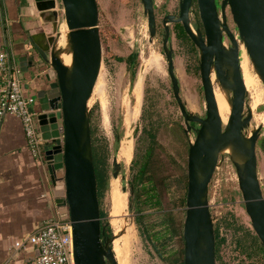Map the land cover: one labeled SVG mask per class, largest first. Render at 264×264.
<instances>
[{"label":"water","instance_id":"1","mask_svg":"<svg viewBox=\"0 0 264 264\" xmlns=\"http://www.w3.org/2000/svg\"><path fill=\"white\" fill-rule=\"evenodd\" d=\"M59 1L62 20L68 27L71 66L64 64L56 48H53L54 35L48 38V45H42L37 37V56H22L19 65L22 72H28L34 66L40 69L43 63H49L52 68L41 75L44 85L36 86L41 111L38 120L43 138L47 141L46 162L57 210L63 219H70L72 223L74 262L118 264L112 247L113 238L104 235V217L92 148L90 104L104 57L99 5L97 0ZM141 1L148 15L150 34L154 37L157 25L154 1ZM193 1L180 0L179 16L164 18L163 49L174 96L184 117L186 134L192 131V123L199 124L195 140L189 142L187 209L183 228L184 264H217L209 185L219 155L229 145L244 158L243 163L234 160L239 187L252 227L264 247V194L257 171L260 128L250 136L245 134L252 120V110L248 108L246 112L247 89L240 65V45L226 17L228 6L247 53L264 81V0H223L221 13L217 0H195L204 34L200 29L196 32L191 25ZM56 6L57 0H48L47 9ZM51 12L55 19L54 32H57L58 11ZM168 22L181 24L184 34L201 52L199 66L206 117L190 113L180 95L173 51L168 47L171 33ZM226 37L231 42L230 46L225 42ZM213 71L217 81L232 91L231 116L225 131L222 130L215 98ZM118 160L119 157L115 156L112 161L114 179L119 178L122 168ZM122 190L127 191V187ZM36 255H39V249Z\"/></svg>","mask_w":264,"mask_h":264},{"label":"rangeland","instance_id":"2","mask_svg":"<svg viewBox=\"0 0 264 264\" xmlns=\"http://www.w3.org/2000/svg\"><path fill=\"white\" fill-rule=\"evenodd\" d=\"M97 1L101 28L105 32L102 35L104 57L90 106L97 108L95 117L98 135L107 142L109 149L107 154L109 175L104 193L100 197V206L104 213L102 222L111 227L113 239L116 235L112 247L119 264H167L156 253L137 223L138 211H136V199L132 192V179L137 170V164H133L134 159L137 160L144 154L150 144V134L154 133L157 141L162 144L161 152L158 151L161 156L164 157L168 152L183 164L186 163L188 168L189 145L187 147V142L189 144L190 141L195 140L199 129V124L192 123V131L189 134L185 132L184 117L174 96L168 73V60L163 49L164 18L168 15L179 16L180 0H153L157 23L154 37L150 34L148 15L141 0ZM222 1L217 0L220 13ZM195 2L193 1L190 13V22L194 30L200 25ZM226 17L240 45L243 72L245 71L248 75L247 85L254 86L250 91L247 89L249 92L247 91L246 112L248 108L252 110V120L245 134L250 136L260 128L257 141V171L264 194V81L247 53L228 6ZM168 25L171 30L168 47L173 51L175 73L181 86L180 95L190 113L206 117V102L199 66L201 52L187 35L180 32L181 24L168 22ZM115 31L119 33L117 38H114ZM60 38L59 29L53 44L56 50ZM225 42L228 46L231 45L227 37ZM132 55L136 56L134 67L126 61ZM47 66L49 71L52 70L49 63ZM256 74L258 78L254 80L253 77ZM141 76L144 78L143 93L141 100H137L135 86ZM213 79L216 87L219 88L215 75ZM231 94L232 91L228 93L227 98L230 100L232 110ZM255 99H258L257 105L254 102ZM132 106L138 109L134 120L127 117L128 109ZM227 127L223 121L224 130ZM118 136H120L119 139ZM130 136L133 140V155L132 159L127 158L128 163H125L122 161L121 147L127 140L124 137ZM230 148V154L223 151L220 153L218 165L209 185V204L215 234L218 229L220 233L218 239L222 241L223 257L218 260L216 254V262L217 264H264V251L261 250L263 245L252 227L239 187L233 158L237 152L232 145ZM115 156L119 157L118 161L122 165L119 185L122 188L127 187L125 192L128 199L125 212L119 215L112 213L110 199L114 183L112 161ZM241 157L242 162L237 157L235 159L243 163L244 158L242 155ZM171 184L172 188L170 195L168 192V197L179 204L185 189L181 187L177 176H174ZM178 209L182 215L184 214L185 220L186 205L179 206ZM156 219H159L158 215Z\"/></svg>","mask_w":264,"mask_h":264},{"label":"crops","instance_id":"3","mask_svg":"<svg viewBox=\"0 0 264 264\" xmlns=\"http://www.w3.org/2000/svg\"><path fill=\"white\" fill-rule=\"evenodd\" d=\"M47 3L48 0H0V50H8L18 65L22 56H37V37L42 45H48V38L56 36L61 29L60 1L57 0L55 8L47 9ZM54 10L58 11L57 32L51 15ZM44 72H49L44 63L40 69L34 66L22 72L27 95H36V86L44 85L45 80L41 78ZM0 132V264H4L10 259L14 242L32 233L42 220L58 210L46 158L32 155L20 120L7 116ZM124 158L127 159L125 155ZM33 250L27 246L14 260L24 262Z\"/></svg>","mask_w":264,"mask_h":264},{"label":"trees","instance_id":"4","mask_svg":"<svg viewBox=\"0 0 264 264\" xmlns=\"http://www.w3.org/2000/svg\"><path fill=\"white\" fill-rule=\"evenodd\" d=\"M196 11L198 12V10ZM199 23V27L201 28L202 24L200 20ZM182 31L183 28L181 27L180 32ZM101 32L102 35L105 34L103 28H101ZM117 37H119V33L115 31L114 38ZM135 57V55H132L129 60H126L130 66L134 67L136 65ZM96 109L92 108L91 133L93 161L96 169L99 196L101 197L107 185L109 175L107 171V154L109 149L107 142L98 135L95 117ZM183 135L186 137L185 134ZM150 136V144L144 154L138 157L137 160L134 159L133 162V164H137V170L132 179V192L136 199V211H138L137 223L141 228V232L150 241L160 258L167 264H184V214L182 215L178 208L179 206L186 205L188 168L186 163L183 164L168 152L164 157L161 156L158 151L160 150L161 152L162 144L157 141L154 133L150 134ZM188 145L187 142V147ZM122 161L127 163L125 158ZM174 176H177L181 187L185 189V193L180 198L179 204H176L174 199L168 197L172 188L171 180ZM101 214L104 217V213L102 212ZM157 215L159 219H156ZM104 235L112 237V230L109 225L104 224ZM219 237V230L216 229V254L217 259L221 260L223 257L221 253L222 241L220 242ZM261 250L264 251L263 246H261Z\"/></svg>","mask_w":264,"mask_h":264},{"label":"built area","instance_id":"5","mask_svg":"<svg viewBox=\"0 0 264 264\" xmlns=\"http://www.w3.org/2000/svg\"><path fill=\"white\" fill-rule=\"evenodd\" d=\"M36 95H27L20 65L8 50H0V125L7 116H15L22 123L26 143L33 156L45 159L46 139L39 128ZM73 228L70 219H63L56 211L42 220L36 229L18 238L9 261L4 264H75L73 253ZM32 246L24 262L14 260L19 252ZM39 249V255L36 251Z\"/></svg>","mask_w":264,"mask_h":264},{"label":"bare ground","instance_id":"6","mask_svg":"<svg viewBox=\"0 0 264 264\" xmlns=\"http://www.w3.org/2000/svg\"><path fill=\"white\" fill-rule=\"evenodd\" d=\"M60 34H61V38L58 42L57 54L60 57V59L64 62V64L71 66V64H72V53L70 51V46H69V42H68V27H67L66 23H64V24L62 23V26L60 29ZM241 49H242V47H241ZM240 65H241L242 75H243V79H244V82L246 85V89H248L250 91L251 87L253 88L254 86H253V84L247 85L248 84V75L245 71L243 72L241 55H240ZM257 74H256V76L253 77L254 80L256 78H258ZM143 79L144 78L141 76L140 79L137 81L136 86H135V90H136L135 92H136V95L138 98L137 100H141V97H142ZM212 82L214 85L215 98H216L218 110L220 113V121H221V125H222V130L225 131L227 128L224 130L223 121H225L226 127H227L228 123H229V116H231V114H230L231 113V104H230V100L227 98V95H228V93H230V91L228 89H226L221 83H219V88H217L215 83H214L213 76H212ZM257 103H259L258 99H256L255 104L257 105ZM137 111H138V109L135 108V106L129 107L127 117L130 119H133V120L136 119ZM124 139H127V140H125V142L123 143V145L121 147L122 154L125 155L126 158L131 160L132 155H133V140H132L131 136L129 138L124 137ZM230 149L231 148L229 145L226 148H224L222 151H223V153L224 152L229 153V152H231V151H229ZM236 157L239 158L240 161L242 162L243 159L238 152L235 153V155H233L234 160L238 161L237 159H235ZM114 183L112 186L113 190H112L111 196H110L111 203H112L111 211L114 215H119L120 213H123V211L125 210L128 199L126 197V195H127L126 192L122 191V186L119 185L120 184L119 178L114 179ZM115 240H116V235H114L113 243L115 242ZM113 251H114L116 259H117V255H116V252L114 250V247H113Z\"/></svg>","mask_w":264,"mask_h":264},{"label":"flooded vegetation","instance_id":"7","mask_svg":"<svg viewBox=\"0 0 264 264\" xmlns=\"http://www.w3.org/2000/svg\"><path fill=\"white\" fill-rule=\"evenodd\" d=\"M194 2H195V0H194ZM196 3V2H195ZM197 29H200L201 30V32L203 33L204 32V30H203V26L200 28V27H197ZM182 33L184 34V32L182 31ZM204 34V33H203ZM185 35V34H184ZM170 36H171V33H170ZM164 37H165V35H164ZM164 40V39H163ZM169 40H170V38H169ZM169 43V42H168ZM213 75H215V72L213 71V73H212V76ZM252 88V87H251ZM254 102H256V99H255V101Z\"/></svg>","mask_w":264,"mask_h":264}]
</instances>
